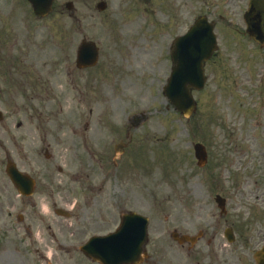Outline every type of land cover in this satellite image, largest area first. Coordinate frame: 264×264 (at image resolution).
Listing matches in <instances>:
<instances>
[{
    "label": "rangeland",
    "instance_id": "374dc122",
    "mask_svg": "<svg viewBox=\"0 0 264 264\" xmlns=\"http://www.w3.org/2000/svg\"><path fill=\"white\" fill-rule=\"evenodd\" d=\"M67 1L73 2L75 15L72 18H68L64 9ZM92 1L58 0L55 12L60 15L37 22L25 0H0V56L3 51L8 56L12 53V58L20 56L26 77L24 80L16 76L8 92L6 65L0 66V111L5 115L9 112L6 121L9 131H4L1 123L0 140L19 169L30 173L39 167L38 172L45 179L43 175L47 171L56 174V165L65 169L75 144L71 141L74 130L81 133L88 128L89 162L98 186L99 179L104 180L99 169L100 157L105 156L106 165L112 169L114 144L124 137L123 134L117 137L118 130L127 129L124 140L127 141L132 134L135 139L118 161L121 173L124 172L122 167L126 166L131 171V185L122 187L123 195L127 199L126 204H134L133 210L149 217L150 237L156 251L161 247V231L168 220L163 210L169 203V188L177 192L178 172L183 164L180 160L190 152L192 143H204L215 151L216 142L227 139L229 127V143H236L229 145V189L234 186L233 169L245 171L248 175L255 163L250 156L257 158L258 153L264 151V50H260L242 32L235 31L243 28L239 16L244 8L242 0H234L228 5L224 0H184L180 20L173 16L172 11H160L156 5L152 8V17L158 18L161 26L149 36H138L136 48L129 49L128 63H122L116 59L119 51L117 35H111L103 24L105 19L96 11L91 10V14L88 11ZM110 3L107 15L114 12V0ZM170 4L172 8L176 5ZM200 15L215 22L219 52L214 64L207 69L209 81L205 91L195 96L202 116L198 113L185 120L172 110L161 94L172 66L171 60L168 63L165 56L172 39L185 32ZM143 22L139 15L133 16L134 27L142 26ZM59 29H63V36L57 35ZM83 36L94 40L100 47L112 45L115 40L114 58L118 64L106 68L100 59L96 70L78 72L74 65L75 53ZM34 112H40V115ZM141 112L148 115V121L137 130H130L126 125L127 119ZM15 123H21L17 131L13 128ZM37 124L58 126L56 134L63 138V145L54 147L49 128L40 132L35 126ZM12 138L25 141L24 154L17 145L7 143ZM39 138H46L49 146L38 143ZM46 150L50 160L44 154ZM162 155L166 156V163L161 162ZM4 163L0 148V264H74L73 251L79 245L74 236L83 232L88 235L106 232L115 225L90 215V218H82L79 226L75 217L81 214L75 209L68 219L56 215L54 209H69L74 200L80 206L84 205L85 196L74 198L67 187L50 193L43 190L47 188L46 183H41L29 202L35 203L40 215L36 220H26L22 226L27 237L31 235L32 239L40 238L45 243L37 241L33 244L28 239L22 240L24 234L22 236L21 227L15 221L16 214L21 212V198L17 197L4 174ZM255 167L264 182L262 163H256ZM115 172L119 175V171ZM76 173L79 172L73 169L72 176ZM255 179H246L244 184V179L237 176L236 181L241 186L233 194L234 204L250 202L251 196L258 195L248 191ZM232 193L229 191V197ZM121 194L113 191L111 177L104 184L99 204L109 212L120 198L124 201ZM6 196L9 197L7 202ZM52 202L56 205L52 206ZM5 211L11 214L7 215ZM30 213L27 207V217ZM171 214V221L179 220L176 213ZM185 214L191 215L192 209ZM53 222L57 229L55 238L50 237V233H55ZM86 239L83 236L80 242ZM261 241L253 246L254 249ZM250 264H253L251 258Z\"/></svg>",
    "mask_w": 264,
    "mask_h": 264
},
{
    "label": "flooded vegetation",
    "instance_id": "af4514ba",
    "mask_svg": "<svg viewBox=\"0 0 264 264\" xmlns=\"http://www.w3.org/2000/svg\"><path fill=\"white\" fill-rule=\"evenodd\" d=\"M96 1L104 2L107 9L109 0ZM153 5H158V8H160L162 1L116 0L114 12L116 28L111 30L122 35L123 32L128 31L131 23L130 17L135 11H141L140 16H146L150 12V10H147ZM106 21L111 22L110 15L106 17ZM128 46L130 48L131 44L129 43ZM102 55L108 59L106 61L108 65L113 64L110 60V52L103 51L102 54L101 51L100 56L102 57ZM19 74L24 79V73L21 71ZM6 89L10 90L9 87ZM36 113L40 115V112ZM1 120L4 121L5 118L3 119L1 116ZM35 126L40 132H45V129L49 128V136L54 140V147L63 145V138L56 134L58 132L56 126L43 124ZM2 128L6 132L9 131L7 124L2 125ZM19 128V125L14 127L17 130ZM71 137V141L75 144L72 146L71 154L65 165V172L60 168L56 169L57 174L47 171L43 175L45 179H42L38 172L39 167H36V169H32V172L30 171V174L36 179L38 185L46 183L47 189L51 192L67 187V191H70L74 198L85 196L84 205L80 206L77 200H74V207L78 209L84 207L89 212L100 210L102 207L99 204L100 194L106 180L113 177V181L117 183L118 177L116 172H109L106 157L104 159L100 158L99 169L103 173L104 180L99 179L100 182L96 186L95 175L88 158L90 142L86 132L79 133L74 130ZM11 143L17 145L24 154L25 141L11 139ZM38 143L49 146L46 138H39ZM34 144L35 142L31 143V145ZM0 148L7 161L9 154L1 142ZM128 148L127 146L122 150L120 160L125 156ZM222 149L213 151L214 153L217 151L216 154L209 152L210 156H208L207 163L203 167L198 166L196 160L183 161L179 169V199L182 204L178 212L190 213L192 209V214L189 215V219L178 221V225L172 227L165 234L160 250L154 251L149 240L146 241L145 257L141 264H250V256L254 251L253 246L261 240L258 248L264 245V201H261L257 210L247 211L243 215L236 213L229 206V130L225 148L227 151ZM224 154L225 156H223ZM61 157L58 156L57 158ZM111 160L112 164L115 165L113 157H111ZM72 168L79 173L72 176ZM57 176L60 178H57ZM127 185H131L129 173L126 174L123 182V186ZM123 194L124 192L121 194L124 201L120 198L113 209L118 214L131 211L128 209L131 204H126L127 199ZM216 196L222 198L221 204L215 203ZM8 200L9 197L6 196L5 202ZM192 202H198L200 207L194 209L191 207ZM20 206L23 211L26 210L27 206L24 198L21 200ZM113 223L117 225L119 219L114 220ZM72 235H75V233ZM74 237L78 240L83 238L82 235L79 236L78 234ZM178 241L181 243H178Z\"/></svg>",
    "mask_w": 264,
    "mask_h": 264
},
{
    "label": "water",
    "instance_id": "95a60500",
    "mask_svg": "<svg viewBox=\"0 0 264 264\" xmlns=\"http://www.w3.org/2000/svg\"><path fill=\"white\" fill-rule=\"evenodd\" d=\"M32 7L35 15H45L50 10V5L52 0H28ZM256 15L258 17L252 19V22L249 27L250 36L258 41L263 42L264 40V0H254V4L252 5ZM204 24L207 26L210 31V26L205 23L203 20H198L196 22V26ZM253 25V27H251ZM195 26V27H196ZM202 40L203 43L200 41ZM214 50V43L207 38V40L202 38V34H198L197 31H193L191 35L186 36L185 38L179 40L176 44L175 49L173 50V72L176 76L182 81L181 85L178 82H173L170 79L167 87L165 88V94L168 99L174 104V106L182 112L186 111V115L191 112L193 109V102L189 95L190 88H200L203 83L202 77V62L207 60L211 53ZM82 53L91 54L90 47L88 45H83L81 47ZM81 53V54H82ZM199 54V56H198ZM92 55V54H91ZM198 56V68L195 63V59ZM93 57V58H92ZM84 58V62L79 60V63H85L87 65L92 64L94 61V56ZM192 64L195 65L197 74H194L192 71ZM199 70V71H198ZM198 79L201 81H198ZM10 180L13 182L15 186L19 187V183L21 185L26 186V193H29L32 188L31 182L27 180L26 177L19 175L12 165H8L6 170ZM20 185V186H21ZM30 186V189L28 187ZM125 224V221L123 225ZM123 229V227H122ZM110 241V240H108ZM107 241V242H108ZM140 243H137L136 247L129 254L123 252L125 256H119L116 252H111L109 247L105 243H101L96 252H92V249H87L89 253L95 256L102 264H132L134 258H136L139 254ZM103 250V254H100L101 246ZM257 258H264V253H257ZM264 264V261L261 263Z\"/></svg>",
    "mask_w": 264,
    "mask_h": 264
}]
</instances>
